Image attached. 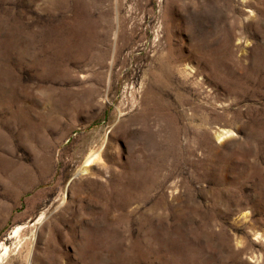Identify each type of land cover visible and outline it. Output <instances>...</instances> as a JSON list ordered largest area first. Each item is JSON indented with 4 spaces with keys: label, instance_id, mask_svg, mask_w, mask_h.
I'll return each mask as SVG.
<instances>
[{
    "label": "rangeland",
    "instance_id": "obj_1",
    "mask_svg": "<svg viewBox=\"0 0 264 264\" xmlns=\"http://www.w3.org/2000/svg\"><path fill=\"white\" fill-rule=\"evenodd\" d=\"M3 245L264 264V0H0Z\"/></svg>",
    "mask_w": 264,
    "mask_h": 264
},
{
    "label": "bare ground",
    "instance_id": "obj_2",
    "mask_svg": "<svg viewBox=\"0 0 264 264\" xmlns=\"http://www.w3.org/2000/svg\"><path fill=\"white\" fill-rule=\"evenodd\" d=\"M228 132H230V131L229 130L228 131H221L218 136L223 137L224 135H228ZM95 152L90 153L89 156L86 158L85 163H84V167L82 168L83 171L86 172V170H88L89 165H91L95 161H98L101 159L100 153H95ZM8 250H9L8 246H6V245L2 246V252L0 254V260H2L3 257L8 253Z\"/></svg>",
    "mask_w": 264,
    "mask_h": 264
}]
</instances>
